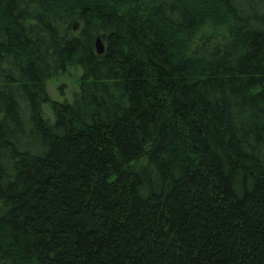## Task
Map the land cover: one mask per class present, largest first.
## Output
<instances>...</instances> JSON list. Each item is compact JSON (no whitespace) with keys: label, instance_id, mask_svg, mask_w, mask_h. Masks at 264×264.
<instances>
[{"label":"trees","instance_id":"16d2710c","mask_svg":"<svg viewBox=\"0 0 264 264\" xmlns=\"http://www.w3.org/2000/svg\"><path fill=\"white\" fill-rule=\"evenodd\" d=\"M0 264H264V0H0Z\"/></svg>","mask_w":264,"mask_h":264},{"label":"rangeland","instance_id":"374dc122","mask_svg":"<svg viewBox=\"0 0 264 264\" xmlns=\"http://www.w3.org/2000/svg\"><path fill=\"white\" fill-rule=\"evenodd\" d=\"M78 75V71L70 69L66 74L58 79H53L47 84V90L51 98L62 101L65 97L70 99L72 91L75 89V78ZM64 84L63 89L60 90L59 86ZM44 110L48 112V106L43 105Z\"/></svg>","mask_w":264,"mask_h":264},{"label":"water","instance_id":"95a60500","mask_svg":"<svg viewBox=\"0 0 264 264\" xmlns=\"http://www.w3.org/2000/svg\"><path fill=\"white\" fill-rule=\"evenodd\" d=\"M74 27L76 28L77 24H74ZM95 48H96L97 53L99 54L104 52L105 46L99 37L96 38Z\"/></svg>","mask_w":264,"mask_h":264}]
</instances>
